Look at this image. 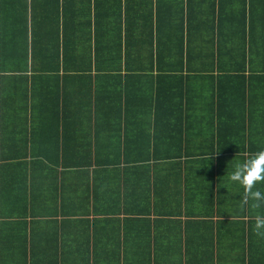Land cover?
Returning <instances> with one entry per match:
<instances>
[{
	"label": "crops",
	"instance_id": "crops-1",
	"mask_svg": "<svg viewBox=\"0 0 264 264\" xmlns=\"http://www.w3.org/2000/svg\"><path fill=\"white\" fill-rule=\"evenodd\" d=\"M54 1L0 0V47L22 17L61 50L0 87V264H264L227 179L264 149V0Z\"/></svg>",
	"mask_w": 264,
	"mask_h": 264
},
{
	"label": "trees",
	"instance_id": "trees-1",
	"mask_svg": "<svg viewBox=\"0 0 264 264\" xmlns=\"http://www.w3.org/2000/svg\"><path fill=\"white\" fill-rule=\"evenodd\" d=\"M56 4L60 2L59 0H55ZM21 8V6H20ZM59 11V8L57 7ZM60 15V14H59ZM16 19V18H15ZM9 34L13 37V40L9 43H13L11 46L7 47L5 41H3L2 46L0 47V87L4 85V78H11L13 80L18 81V89H25L28 85V71L31 70L33 64L28 63V58H37V53L43 49H45L46 53L43 55L42 52L39 55H46L50 53H56V59L58 60L60 56L61 50L57 46H52L47 42V35L39 38L35 32L29 27L27 24H23L22 17H19L16 22L12 24L11 30H9ZM46 38V39H45ZM84 47V46H83ZM83 58L86 53H88L91 49V45L89 48L84 47ZM2 60V61H1ZM12 63V64H10ZM46 65V64H44ZM86 64H82V72L89 74L93 71V64L89 63L90 67H85ZM43 69L42 67L39 68ZM49 70H53V72L57 73L60 70L59 64H51V67L47 68ZM14 73H18V75H14ZM6 74H10L6 76ZM24 97V96H23ZM25 99V98H24ZM5 98H0V111L2 110V115L0 118L4 116L5 110ZM1 214V213H0Z\"/></svg>",
	"mask_w": 264,
	"mask_h": 264
},
{
	"label": "clouds",
	"instance_id": "clouds-1",
	"mask_svg": "<svg viewBox=\"0 0 264 264\" xmlns=\"http://www.w3.org/2000/svg\"><path fill=\"white\" fill-rule=\"evenodd\" d=\"M227 179L243 188L241 199L250 209L257 211L264 207V192L255 188V185L264 182V149L251 154L242 162H235ZM253 232L264 236V215L255 216Z\"/></svg>",
	"mask_w": 264,
	"mask_h": 264
}]
</instances>
